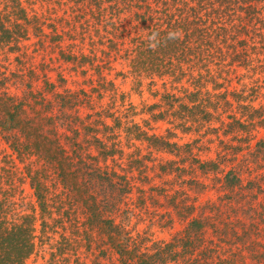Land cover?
Segmentation results:
<instances>
[{
    "label": "trees",
    "instance_id": "16d2710c",
    "mask_svg": "<svg viewBox=\"0 0 264 264\" xmlns=\"http://www.w3.org/2000/svg\"><path fill=\"white\" fill-rule=\"evenodd\" d=\"M0 4V47L12 43L10 49H17L20 41H30L31 59L50 62L55 53L69 65L55 83L50 68L26 62L33 80L44 77L29 89L30 98L23 91L12 94L8 75L0 73V264H26L41 247L48 250L47 261L61 264L66 248L80 239L85 256L92 253L90 264H104L107 253L117 264H264V171H258L264 168V138L255 134L251 143L252 137L238 136L264 128V0ZM170 30H180L182 39L155 51L147 47L152 31L163 40ZM113 64L125 68L114 74L132 77L135 86L159 83L160 93L153 91L159 101L139 112L175 129L157 133L148 119L135 120L131 104L129 116L101 106ZM70 77L81 78L76 88H70ZM175 130L196 136L178 143ZM152 152L168 158L157 160ZM128 171H143L135 175L140 181L149 180L150 171L174 173L186 185L171 205L182 225L168 238L132 233L144 220H162L164 212L130 199L144 189ZM216 174L218 192L200 200L211 186L205 178ZM24 180L28 202L16 184ZM148 190L165 188L154 184ZM174 214L156 226L174 227ZM78 225L80 239L64 235ZM73 256L71 264H85Z\"/></svg>",
    "mask_w": 264,
    "mask_h": 264
},
{
    "label": "rangeland",
    "instance_id": "374dc122",
    "mask_svg": "<svg viewBox=\"0 0 264 264\" xmlns=\"http://www.w3.org/2000/svg\"><path fill=\"white\" fill-rule=\"evenodd\" d=\"M37 5V2H36ZM2 5L0 4V9H1ZM29 35H31V33L29 32ZM30 41H20L18 43V48L17 49H10L11 47H13L11 44L12 43H8L7 45H3L2 47H0V73L1 74H5L8 75L9 80L7 81V85L9 86V91L12 94L17 93V95H21V91H23L25 94L22 95H26L30 98V94L28 93L30 88H34L36 89V87H38L37 84L42 82V79H44V77L42 76V78L39 81L33 80V77L30 76V74L28 73L27 70V63H33L34 64V68L35 69H47L50 68L52 71L48 72V77L49 79H51V81L57 83L58 82V73L61 72L62 75L66 76L67 75V68H69V65H65L62 64L61 61L57 58V55L54 53L52 56L55 57V60H50V62L45 61L44 63H41L43 61V59H39L38 57H35L33 59L32 56H30L31 54H29L30 50V46H28ZM17 46V45H16ZM27 46V47H26ZM22 53V54H21ZM45 52H43L44 54ZM29 54V55H28ZM28 58V59H27ZM113 66H115L114 68H112L110 71L107 72V78L112 80V86H110L109 88V92H106V95H104L103 97L99 98V103L101 104V106H104V108L106 110H108V112L113 111L115 114L118 115H127L129 116V112H127V109L129 107H126L127 105H134V110H135V115L134 118L136 121H139V119H148V115L147 114H142L141 112H139V110L141 109L143 111L142 105L143 104H150L152 102L155 101H159V95H155L154 94V90L159 89V91H157L158 93H160V91L162 90L159 83L154 87H149L146 84V81L142 82L141 86H135L133 85V79L132 77H128V76H121L120 74L118 76H116L114 73L117 70L120 71H125V68H122V65L116 64ZM39 70L37 73H39ZM241 72V69L238 71ZM10 73H14L12 75H9ZM81 80V78L79 77H70L68 78V82H69V86L70 88H76L77 87V80ZM73 81V83H71ZM244 81L246 82V79H244ZM40 86V85H39ZM232 86H235L234 82L232 83ZM238 87V86H236ZM110 96V97H109ZM256 105V103H255ZM84 113V112H82ZM126 116V117H127ZM149 120V119H148ZM144 124V122H143ZM148 126L152 127L155 129V131L157 133L163 134L164 133V128H168L169 130H173L175 128H173L171 125L166 124L163 121H157V122H153L152 120H149V124ZM203 128H199V132H202ZM176 132V140H178V143H184V142H188L190 140H192L193 137L196 136V134L194 133H187V134H182L179 131L175 130ZM256 134V136H255ZM238 136H240L241 138H243L244 136L246 138H251V143L255 140V138H259V137H263L264 138V128H258L257 133H253V132H249L247 131L245 134L243 133H239ZM255 136V138H254ZM230 136H225V137H221L222 139H224L223 141H226ZM202 138V137H201ZM214 138V137H213ZM216 140V139H215ZM200 143V142H198ZM133 150V147H129L128 149L124 150V153H129ZM135 152V151H134ZM136 153V152H135ZM139 155H143L145 154V150L143 149V145H141V152H138ZM181 155V154H180ZM239 155V154H238ZM125 156V155H124ZM151 157H155L157 160L160 158H168V156H166L164 153H156V152H152ZM149 159V158H146ZM237 159H241V156H237ZM122 165L124 166V163L126 162V159L123 157L121 160ZM263 160H261L259 163H261ZM245 161L241 160L240 163L243 165ZM145 164H147L148 166L151 165V162L149 161H144ZM186 166H188L187 164H185ZM251 167V166H250ZM254 171V170H252ZM258 171H264V168H261V170ZM120 172H124V171H120ZM129 173H131V175H133L135 177V175H143V171H128ZM156 172V171H155ZM150 179H143V180H139L138 177H135V185L138 186V184H140L141 187H143L144 192L139 193V194H133L131 196L130 199L132 200H136L138 205L141 204H146L147 206H152V207H156L159 210H155L156 212H158V215L161 212H164V214L162 216V220H159V218L157 216L150 218V219H154L157 217V219L155 220V222L152 223H148L151 220H144L143 223L137 224L134 227V230L132 231V233H134V231H138L141 232L143 230H146L147 234H150L154 239L155 238H168L170 236V234L179 229L181 227V219L178 217H176V215L174 214V210L171 205H173L176 201H178V198L181 197V193L183 191V189L187 188L186 185H184V182H182V180L179 179H173L174 178V173H171L170 175H158L157 173H154L153 171H150L149 173ZM220 176V174H216V176H214L213 178H205V181L210 182L211 186H208L206 191L199 197L200 200L205 199L208 196H212L215 193L218 192V177ZM132 178V177H131ZM138 178V179H137ZM216 178V180H215ZM136 179L139 181H136ZM201 179L203 180V177H201ZM132 180V179H131ZM179 180V181H178ZM215 183V187L212 186ZM16 184L18 185V187L21 189V196H23L24 198V202H28L31 199V190L28 188V185L26 183V180L22 181V182H16ZM162 185L164 186L165 190L164 191H150L148 190V186L149 185ZM214 191V192H213ZM173 193H179V196H175L172 198V201L170 199V196ZM186 193H188L186 191ZM189 196H193V194H188ZM154 205V206H153ZM166 209V212L164 211ZM71 212V211H70ZM72 214H74L73 212H71ZM151 214V213H150ZM173 216V226L174 227H170V228H165V229H159L156 225L160 224V223H165L170 219V216ZM154 215V214H151ZM82 218L81 216H79L76 220H75V225H77L78 222H81ZM131 223L128 225V228L131 227ZM79 226V225H78ZM65 227L67 228L68 225L65 224ZM81 225L79 226L78 229H76L75 227L72 230H67L69 231L68 233L65 232L64 235L70 236L72 238H77L80 239L81 238V234H80V230H81ZM94 243H93V238L90 240V248L93 249V251L96 250L94 249ZM81 249L84 251L82 252ZM66 256H64V260H62L61 264H71V260L74 257L73 255L78 256L79 258V262H83L85 264H90L89 259L92 257V253L89 256H85L88 254V252L84 249V244L82 242V239H80V242H76L73 241L72 245L67 247L65 250ZM68 256V257H67ZM85 257V258H84ZM48 258V250L46 249V247H41L38 252L35 255H32L26 262V264H51V262L47 261ZM102 261L104 264H117L116 260L114 259V254H110L107 253L105 254V256H101Z\"/></svg>",
    "mask_w": 264,
    "mask_h": 264
},
{
    "label": "clouds",
    "instance_id": "9594fccd",
    "mask_svg": "<svg viewBox=\"0 0 264 264\" xmlns=\"http://www.w3.org/2000/svg\"><path fill=\"white\" fill-rule=\"evenodd\" d=\"M182 36L183 33L180 30H170L167 32L166 37H164L162 40L159 32L152 31L150 35L147 36V47L150 50L155 51L161 46L162 43L166 44L169 41L182 39Z\"/></svg>",
    "mask_w": 264,
    "mask_h": 264
}]
</instances>
